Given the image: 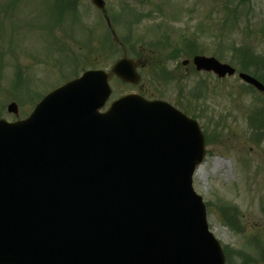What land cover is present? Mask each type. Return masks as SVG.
Wrapping results in <instances>:
<instances>
[{"label": "water", "instance_id": "water-1", "mask_svg": "<svg viewBox=\"0 0 264 264\" xmlns=\"http://www.w3.org/2000/svg\"><path fill=\"white\" fill-rule=\"evenodd\" d=\"M136 68L125 57L49 94L27 120L0 121V264H223L192 189L205 154L197 122L136 95L99 113L111 76L138 83Z\"/></svg>", "mask_w": 264, "mask_h": 264}, {"label": "rangeland", "instance_id": "rangeland-1", "mask_svg": "<svg viewBox=\"0 0 264 264\" xmlns=\"http://www.w3.org/2000/svg\"><path fill=\"white\" fill-rule=\"evenodd\" d=\"M13 1L0 0V56L5 59L0 61V109L5 105L0 114L5 119H15L7 112L9 103L16 102L19 117H24L53 85L73 79L83 69H109L122 56L111 50L113 36L90 0H81L75 15L60 19L53 17L47 0H17L11 5ZM105 1L109 16L122 4L143 15L130 36L122 25L113 26L117 37L128 38L125 49L139 62L142 82L132 86L112 78L110 101L124 93L146 92L179 109L188 105L189 114L196 115L211 139L194 177L195 190L210 203V229L229 251L227 264H264V141L256 145L250 140L247 122L252 110L264 107V95L248 90L238 75L220 80L197 72L191 60L183 66L190 58L187 53L168 60L193 34L200 37L205 56L225 53L220 59L224 63L230 62L232 48L245 43L264 57V0H243L240 6V0ZM17 67L25 70V80L34 79L31 90L27 84L11 89ZM162 71L168 73L167 80L151 79ZM199 83L205 93L192 100L189 94ZM227 206L239 211L235 229L223 219Z\"/></svg>", "mask_w": 264, "mask_h": 264}, {"label": "trees", "instance_id": "trees-1", "mask_svg": "<svg viewBox=\"0 0 264 264\" xmlns=\"http://www.w3.org/2000/svg\"><path fill=\"white\" fill-rule=\"evenodd\" d=\"M67 1H68L70 14L75 15L74 13L76 12V9H77V6H78V3L80 2V0H67ZM110 48L114 52L117 51V48L115 47L114 44H111ZM243 57L246 60V62L244 63V65H245L244 67L247 69L257 68L259 66V64H261L259 61L253 60V58H251V56L248 52L245 53Z\"/></svg>", "mask_w": 264, "mask_h": 264}]
</instances>
